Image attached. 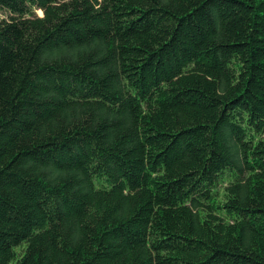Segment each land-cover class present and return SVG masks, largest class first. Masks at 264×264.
I'll return each mask as SVG.
<instances>
[{
	"label": "trees",
	"instance_id": "trees-1",
	"mask_svg": "<svg viewBox=\"0 0 264 264\" xmlns=\"http://www.w3.org/2000/svg\"><path fill=\"white\" fill-rule=\"evenodd\" d=\"M2 9L0 264H264V0Z\"/></svg>",
	"mask_w": 264,
	"mask_h": 264
},
{
	"label": "rangeland",
	"instance_id": "rangeland-1",
	"mask_svg": "<svg viewBox=\"0 0 264 264\" xmlns=\"http://www.w3.org/2000/svg\"><path fill=\"white\" fill-rule=\"evenodd\" d=\"M36 12H37V14H39L41 16L43 15V11L41 9H37ZM12 16H14V14L11 13L9 10H7V9L0 10V18L10 20L12 18ZM97 184L99 185L100 182H97ZM18 251L19 252L21 251V247H19Z\"/></svg>",
	"mask_w": 264,
	"mask_h": 264
}]
</instances>
